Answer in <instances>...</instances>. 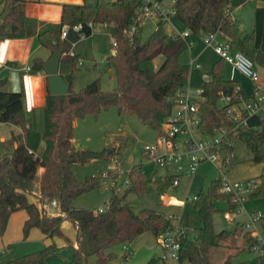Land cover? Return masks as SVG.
<instances>
[{
  "label": "trees",
  "instance_id": "trees-1",
  "mask_svg": "<svg viewBox=\"0 0 264 264\" xmlns=\"http://www.w3.org/2000/svg\"><path fill=\"white\" fill-rule=\"evenodd\" d=\"M0 2L3 3V12L7 11L4 19H0V41L35 35L41 45L48 49H64L60 71L68 84L65 95H50L47 92L42 109V129L37 131L24 117L23 93L7 90L8 78L0 77V123L12 124L20 129L19 133L11 135L6 149H0V236L6 230L9 216L20 210L27 214L22 226L24 239L32 228L39 229L47 238L59 235L61 223L67 220L75 229L74 244L68 242L72 263L90 264V258H93V264H111L115 258L114 253L109 251L111 247L130 243L147 231L158 237L161 233L174 230L170 217L148 208L134 212L126 202L127 194L142 196L149 186L157 193H164L176 177L153 174L148 179L141 165L129 169L126 173L127 186L121 193L112 194L102 212L72 207L73 199L97 187L102 177L99 174L81 182L75 177L72 165L86 164L96 159L109 161L113 156H120V145L115 146L114 143L98 152L76 148L72 143L73 122L87 116L96 119L101 112L115 107L118 114L134 115L146 127L160 131L172 111L176 92L189 81L188 65L181 63L179 58L188 44L200 34L219 31L231 50L241 52L254 65L264 66V53L255 48L254 36L241 35L236 21L230 16L231 0H174L172 16L189 35L181 38L173 32L166 34V20L158 17L154 30L145 42L140 40L145 18L138 13L137 0H97L94 5L64 4L60 22L44 24L39 29L37 22L25 17L22 0ZM64 26H79V35L84 37L91 36L97 26L112 38L111 47L115 53L107 57L106 64L114 72L116 87L113 90L103 91L99 79L78 91L73 90V72L77 67L78 55H71V44L60 39ZM160 54L165 59L157 70L141 67L142 63ZM223 67L224 62L219 58L207 72L208 79L196 84L203 89L205 97L198 105V128L207 135L213 134L219 127L227 128V142L221 146L224 169L231 165L236 138L250 150L251 161L260 163L264 161V114L248 117L246 126H238L226 116L224 108L219 106L221 94L234 101L244 93L242 89L235 91L240 84L236 80L226 79ZM33 68L41 70L36 63ZM67 69L69 73L64 74ZM49 167L57 170L56 214L47 211L42 196L47 189L46 170ZM40 169H43L41 173ZM245 183L249 189L248 198L264 197V173ZM36 185H39V194L34 192ZM221 187L222 176L219 173L217 178L209 181L205 190L201 189L195 195L194 207L203 225L195 229L194 241L180 230L177 236L180 243L178 264H210L209 248L213 244L218 241L230 242L240 235L243 224H237L230 231L221 230L217 234L213 231L212 214L217 210L215 201L226 203L225 213H234L241 208V203L234 200L231 193L220 192ZM257 221L264 226V216L260 215ZM244 236L250 247L257 243L250 232H245ZM59 250L51 242L40 250L18 258H5L0 264H44ZM256 259L259 262L260 256ZM123 260H126L125 255ZM156 262L152 258L146 264Z\"/></svg>",
  "mask_w": 264,
  "mask_h": 264
},
{
  "label": "rangeland",
  "instance_id": "rangeland-1",
  "mask_svg": "<svg viewBox=\"0 0 264 264\" xmlns=\"http://www.w3.org/2000/svg\"><path fill=\"white\" fill-rule=\"evenodd\" d=\"M172 0H163L162 6L165 8L171 7ZM156 16H147L144 19L140 40L145 42L157 23ZM165 28L175 32H183V26L173 17H169L165 23ZM95 26L94 28H96ZM203 34L195 36L191 46H189L180 56L181 63L189 64L193 58L200 64V69H190L189 77L193 81H200V77L207 75L211 68V64L219 59L214 51L206 47L202 40ZM89 52L88 56L83 59L84 65L77 66L73 72V90L78 91L85 87L91 81L99 79L100 87L103 91H111L116 87L114 72H108L106 64L107 57L112 53L111 38L105 33H94L83 44ZM73 46V45H71ZM105 61H102V60ZM95 60L96 66L92 62ZM141 67L153 70L151 61H146L141 64ZM257 73L262 74V68L255 65ZM231 68L224 63L223 75L227 78L232 77ZM232 71V70H231ZM264 107V104H263ZM73 137L76 147L79 149H87L91 151H101L103 148L113 144L120 145V164L122 172L117 174L116 186L124 185L126 173L132 166L141 165L146 178L151 179L155 173L158 176L167 174H175L167 170L165 167L155 165L144 151L145 146L153 145L157 140V132L146 127L138 117L134 115H120L115 107H110L101 112L98 118L90 116L76 120V125L73 128ZM193 137L198 139L200 135L195 132ZM186 138V137H185ZM181 137L177 141H181ZM264 147V144H263ZM110 161V160H109ZM110 162L96 159L86 164L72 165V171L75 177L83 182L87 177L98 176L100 173H107V166ZM220 161L209 162L204 161L199 164L195 174L181 173L177 176V186H169L164 193H157L151 186L148 187L147 193L138 196L135 193L127 194L125 200L134 212H138L142 208L157 210L165 216H172V224L175 229L182 230L189 240L196 239L195 229L203 225V220L197 213L194 207L193 196L202 189L205 190L207 183L211 179L218 177L219 172L217 167ZM184 165L183 167H185ZM224 177L229 182H241L264 173V161L254 163L251 161V152L248 147L239 139L236 138L233 142L231 155V165L227 169H223ZM111 177H101L99 184L94 189L75 197L72 201V206L76 209L97 210L105 208V203L115 193L116 186H111ZM113 188V189H112ZM124 189H120V193ZM162 195L173 200V206H166L162 202ZM224 204L217 203V210L212 214V227L214 233H218L222 229L230 230L237 224L248 225L236 236L233 241H225L227 247H236L239 242L243 248L241 253L232 261V264H255L259 251H253L252 246H248L245 232H253L261 241L262 254L264 260V226L258 221L252 220L250 213L259 211L264 216V197L248 198L245 197L240 210L229 213L231 219L224 218ZM69 238H72L69 235ZM55 243V242H54ZM58 246V244L55 243ZM71 252V248L67 246ZM113 252L115 258L112 263L119 264H146L150 259L157 260L156 264H164L160 260L161 248L158 243V238L150 232H144L137 236L130 243L117 244L109 249ZM129 255L128 260H123V255ZM213 257H210V264ZM214 261V260H213ZM90 264H93V258H90ZM169 264H178L175 261ZM214 264V263H213ZM228 264V262L226 263Z\"/></svg>",
  "mask_w": 264,
  "mask_h": 264
},
{
  "label": "crops",
  "instance_id": "crops-1",
  "mask_svg": "<svg viewBox=\"0 0 264 264\" xmlns=\"http://www.w3.org/2000/svg\"><path fill=\"white\" fill-rule=\"evenodd\" d=\"M22 1L25 17L37 22L38 29L44 24H58L61 18L62 5L64 4L94 5L97 2V0ZM173 1L174 0H172L171 7ZM3 13V3L0 2V16ZM229 14L236 21L240 34H252L254 36L255 48L264 53V0H231ZM97 32L107 34L104 30L96 27L93 29L92 35ZM165 32L170 35L173 31L165 28ZM89 37L78 39L75 44L70 47L69 53L71 55H78L77 66L79 67L84 65L83 59L89 54L85 43L83 44V41L87 40ZM111 41H113L112 38ZM51 52V49L41 45L35 35L23 39H4L0 41V77L8 78L7 90L23 93L24 117L37 131L42 129V109L46 94L49 91L45 74L42 69L40 71L34 70L33 64L36 63V60H40L41 62L45 61L51 55ZM164 59V55L160 54L151 60L153 71L159 68ZM102 61L105 60L103 59ZM92 64L94 67L96 66L95 60H93ZM26 67H29L30 70L25 71ZM259 67L262 68L263 73H259L258 76L260 81L264 83V66ZM231 70L230 72H232ZM107 71L112 72V69L108 66ZM59 72L61 74L60 69ZM68 73L69 70H65L64 74ZM232 74V79L239 82L243 93L249 95L252 89V83L238 72H232ZM225 78L230 79V77ZM188 79L191 84L196 85L203 80H207L208 75H202L200 81H193L190 77ZM262 114H264V107L262 109ZM75 125L76 120L73 122V128ZM19 132L20 129L12 124L0 123V149L5 150L7 146L6 143L11 135ZM72 143L76 147L74 137L72 138ZM42 171L43 169H40L39 173ZM46 176L47 189L42 193V196L47 211L56 214L58 213V207L52 208L50 206L52 200L57 201L56 183L58 177L56 168L49 167L46 170ZM39 190V185H36L34 192L39 194ZM218 202L224 204L223 206L225 210L226 203L224 201H215L216 207ZM72 207L75 208L74 206ZM255 214L261 215L259 211H252L250 217ZM26 218L27 214L24 210L13 212L9 216L6 230L4 234L0 236V262L5 258H18L22 255L40 250L51 242H55L58 244L60 250L53 257L47 258L44 264H73L72 251L70 252L67 246H69L68 242L72 244L75 242V229L69 221L64 220L60 225L61 233L52 238H47L39 229L32 228L24 239L22 226ZM235 226L230 230H233ZM245 227L247 230H252L248 225L244 226V228ZM69 235L72 238H69ZM252 237L258 238L255 232H253ZM247 244L249 246V243ZM241 248L243 247L239 245V242L236 247H227L225 241L216 242L209 248V257H213L211 264H226L227 262L228 264H232V261H235V258L241 253ZM259 252L260 255L257 256H260V261L258 262L256 259L255 264L264 263V260L262 259V250Z\"/></svg>",
  "mask_w": 264,
  "mask_h": 264
},
{
  "label": "built area",
  "instance_id": "built-area-1",
  "mask_svg": "<svg viewBox=\"0 0 264 264\" xmlns=\"http://www.w3.org/2000/svg\"><path fill=\"white\" fill-rule=\"evenodd\" d=\"M139 3L138 13L142 18L147 16H156L168 20L172 16V9L165 8L161 2L156 0H137ZM93 28L92 24H89ZM78 33L79 38L83 39L84 36L79 35V26L71 27ZM68 26H64L60 33V39L65 40L67 32L71 29ZM181 38H185L189 35L188 31L175 32ZM203 43L206 47L211 48L214 53L228 64L232 72H238L243 77L247 78L252 83V89L249 95L237 97L234 101H230L229 96L221 94L219 98V106L224 108L226 116L238 126H246V120L250 116H261L264 104V83L260 81L258 73L255 69L253 62L239 51H233L230 48L229 43L225 40L223 35L219 31L213 33L203 34ZM76 42V41H75ZM75 42L71 43L74 45ZM192 42L188 44L191 46ZM115 46V43H113ZM115 53V49L112 48V53ZM188 68L200 69V64L191 59ZM30 68L26 67L25 71H29ZM232 79V77L230 78ZM241 86H236L235 91L241 90ZM205 99L203 95V89L200 86L191 84L190 81L180 88L173 101V107L171 113L166 117L162 128L157 132V140L153 145L145 146L144 151L146 155L155 165L165 167L176 176L171 186H177V176L181 173L195 174L200 163L204 161L216 162L220 161V165L217 167L218 172L222 176V187L220 192L231 193L234 200H238L241 203L244 201L247 193L249 192L246 183L241 182H229L224 177L223 165V150L222 144L227 142L228 130L225 127H219L213 134L207 135L199 130L198 126L200 118L198 116V105ZM197 132L200 137L198 139L193 137V134ZM181 137V141H177V138ZM186 137V138H185ZM107 166V173H100L103 177H111V186H116V176L122 172L120 164V158L113 156ZM186 165L185 167H183ZM117 173V174H116ZM128 184V179L124 181V185L115 189V194L120 193V189H125ZM113 189V188H112ZM114 193V192H113ZM192 199L195 201L196 197ZM162 202L166 206H173L174 202L170 198H166L162 195ZM52 208L58 207V202L52 200L50 202ZM104 208L97 209V212H102ZM240 210V209H239ZM259 214L252 215V220L257 221ZM172 219V216H169ZM225 219H231L228 213L224 214ZM180 230L174 228L172 231L161 233L158 238V243L161 248L160 260L164 264H169L172 261L178 263V254L180 250V243L178 235ZM257 243L252 246L253 251H261L263 245L261 241L256 238ZM126 260L129 259V255L124 254ZM119 264V263H114Z\"/></svg>",
  "mask_w": 264,
  "mask_h": 264
},
{
  "label": "water",
  "instance_id": "water-1",
  "mask_svg": "<svg viewBox=\"0 0 264 264\" xmlns=\"http://www.w3.org/2000/svg\"><path fill=\"white\" fill-rule=\"evenodd\" d=\"M6 14L7 11L0 16V19H4ZM77 38L78 33L71 28L68 30L65 40L71 44L75 42ZM63 53L64 49L53 48L51 55L45 61L41 62L40 60H36V64L41 66V69L46 76L50 95H65L67 92L68 84L64 81L59 72L60 59Z\"/></svg>",
  "mask_w": 264,
  "mask_h": 264
}]
</instances>
